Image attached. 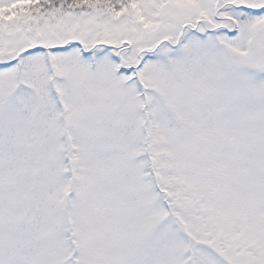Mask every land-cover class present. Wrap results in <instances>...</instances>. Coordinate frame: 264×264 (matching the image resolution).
Wrapping results in <instances>:
<instances>
[{
    "label": "snow or ice",
    "instance_id": "6c2138e0",
    "mask_svg": "<svg viewBox=\"0 0 264 264\" xmlns=\"http://www.w3.org/2000/svg\"><path fill=\"white\" fill-rule=\"evenodd\" d=\"M0 264H264V0H0Z\"/></svg>",
    "mask_w": 264,
    "mask_h": 264
}]
</instances>
